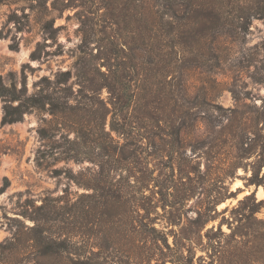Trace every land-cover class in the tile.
Segmentation results:
<instances>
[{"label": "rangeland", "instance_id": "rangeland-1", "mask_svg": "<svg viewBox=\"0 0 264 264\" xmlns=\"http://www.w3.org/2000/svg\"><path fill=\"white\" fill-rule=\"evenodd\" d=\"M220 1L227 6L230 0ZM37 2L0 4V77L6 86L18 89L25 82L30 94L36 81L44 76L53 80L58 71L69 70L80 60L95 56L93 66L106 61L101 58L113 41L127 48L141 45L136 27L141 25L140 13L133 28L102 10L93 15L97 0H45L46 10ZM234 4L236 10L224 17L228 25L221 35L190 49L177 47L181 53L166 75L168 82L159 78L152 98L165 106V116L184 120L181 140L162 138L164 134L145 121L141 133H160L161 139L142 140L141 156L126 173L131 180L151 184L145 191L151 200L155 202L159 195L154 192L161 191L172 205L166 214L158 208L154 224L159 231L170 232L171 249L146 240L137 224L135 234L127 233L122 205L116 211L119 221L112 225L64 221L62 233L76 243V253H92L104 264H264V0H234ZM246 10L253 16L246 19ZM45 23L48 31L43 30ZM137 58V52L126 49L118 61L137 65ZM107 95L103 89L101 97ZM2 105L0 100V189L5 179L8 186L0 194V243L11 233L4 215L19 217V206L27 200L39 205L44 197L63 195L74 201L87 193L52 170L67 169L73 175L96 170L90 161L95 158L90 142L80 147L82 162H65L59 153L67 147L66 131L68 139L74 138L69 127L73 120L77 125L72 128L83 126L85 134L92 132L91 115L52 117L32 112L20 122L2 125ZM108 122L109 116L105 131ZM41 128L48 129V139H41ZM169 149L173 154L164 152ZM151 175L154 181L148 182ZM0 264H7L5 253L0 252Z\"/></svg>", "mask_w": 264, "mask_h": 264}, {"label": "trees", "instance_id": "trees-1", "mask_svg": "<svg viewBox=\"0 0 264 264\" xmlns=\"http://www.w3.org/2000/svg\"><path fill=\"white\" fill-rule=\"evenodd\" d=\"M7 1L0 0V4ZM44 1L38 0L36 4L46 10ZM232 5H235L234 0H230L227 6H223L220 0H97L98 7H94L93 15L102 10L114 21L133 28L140 13L141 25H136L139 47L127 48L126 44L113 41L107 54L101 58L106 61L93 66L95 56L91 61L80 60L71 69L58 71L53 80L44 76L36 81L30 94L25 82L17 89L14 84L6 86L0 77L2 125L20 122L24 114L32 112L48 113L52 117L91 115L90 123L94 124L92 132L85 134L83 126L81 129L72 128L77 125L73 120L69 127L74 138L68 139L69 132L66 131L64 139L67 147L62 149L59 146L62 149L59 153L62 155L60 159L65 162H82L84 152L80 151V147L86 148V143L90 142V153L95 157L90 161L96 169L89 175H73L67 169L52 170L54 176L63 174L68 182L87 193L79 194L74 201L63 195L44 197L39 205L27 200L19 206V217L4 215L11 224L10 236L0 243V252L7 255V264H104L92 257V253L87 256L76 253L73 249L76 243L65 236L69 234L62 233L61 225L66 220L73 225L82 222L112 225L119 221L120 214L116 211L122 205L126 208L125 225L130 228L127 233L135 234L137 228L133 226L137 224L146 240L171 249L168 244L170 232L159 231L154 224L160 216L158 208L166 214V209L172 205L168 204L166 195L161 191L154 192L159 195L155 202L151 200L145 192L149 191L151 184L148 186L134 177L131 180L126 173L129 165L137 163L141 156L138 149L142 140L147 137L152 141L155 137L161 139L160 133L151 132L147 136L141 133L145 121L151 124L152 130L162 132V138L175 143L181 140L184 120L165 116L162 113L165 106H158L157 100L152 97L162 80L168 82L171 65L181 53L176 48L190 49L193 44L221 35L228 25L224 22L225 15L236 10ZM51 9H56L54 4ZM244 15L246 19L253 16L250 10H246ZM47 26L49 23L44 24V31H48ZM126 49L138 53L137 65L127 66V63L118 61ZM34 54L35 51L33 57ZM103 89L108 93L105 99L101 97ZM107 116L108 131H105ZM39 135L42 140L48 139V129L41 128ZM80 138L82 144L78 143ZM164 152L173 154L171 149ZM116 176H119L118 180H115ZM153 181L151 175L148 182ZM153 185L158 187L155 182ZM7 186L5 179L0 194ZM141 212L142 215L139 214ZM133 214H138L139 218ZM26 220L32 224H26ZM53 227L57 228L56 232L52 231ZM181 258L184 256L181 255Z\"/></svg>", "mask_w": 264, "mask_h": 264}, {"label": "bare ground", "instance_id": "bare-ground-1", "mask_svg": "<svg viewBox=\"0 0 264 264\" xmlns=\"http://www.w3.org/2000/svg\"><path fill=\"white\" fill-rule=\"evenodd\" d=\"M238 183H239V182H236L234 186H237V185H238ZM222 205H223V204H222ZM222 205H221V206H222Z\"/></svg>", "mask_w": 264, "mask_h": 264}]
</instances>
